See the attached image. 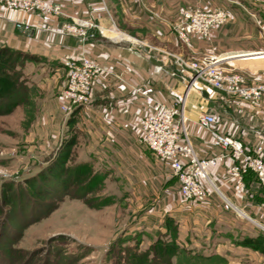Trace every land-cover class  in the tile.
Returning <instances> with one entry per match:
<instances>
[{
	"label": "crops",
	"instance_id": "1",
	"mask_svg": "<svg viewBox=\"0 0 264 264\" xmlns=\"http://www.w3.org/2000/svg\"><path fill=\"white\" fill-rule=\"evenodd\" d=\"M48 1L59 3L68 20L78 17L96 27L89 30L92 36L82 40L59 33L60 20L35 10H10L0 3V47L24 56L22 73L34 90L42 134H59L71 118L77 131L71 154L80 157L83 152L84 158L105 159L123 174L127 189L139 195L137 199H153L156 208L159 206L153 215L138 220L148 233L156 231L166 215L177 229V239L190 247L213 242L215 252L229 264L232 258L238 260L234 264L243 262V256L233 257L237 253L264 264V251L243 242L262 231L240 225L242 215L232 207L264 223V193L256 175L248 172L244 188L236 195L234 184L226 182L225 169L233 161L227 156L209 171L218 192L205 204L183 201L177 180L140 143L138 132L139 119L148 107L145 98L151 95L179 108L177 119L199 156L222 152L210 144L209 133L198 124L205 113L214 116L215 130L239 139L250 152L261 145L264 155V93L257 104L250 105L203 82L190 84V76L176 63L177 56L196 60L216 55L227 71L242 75L248 83L264 85V0ZM195 6L223 8L228 19L214 26L208 37H193L185 44L173 26L182 20L185 10ZM17 22L30 29L17 27ZM108 31L119 37L105 35ZM65 55L87 57L109 68L96 80L89 104L69 116L59 109V92L66 78L61 58ZM241 228L248 233L236 238L235 232Z\"/></svg>",
	"mask_w": 264,
	"mask_h": 264
},
{
	"label": "rangeland",
	"instance_id": "2",
	"mask_svg": "<svg viewBox=\"0 0 264 264\" xmlns=\"http://www.w3.org/2000/svg\"><path fill=\"white\" fill-rule=\"evenodd\" d=\"M11 90L5 86L4 96L0 94V264H143L135 256L160 234L163 242L177 244L180 251L166 257L170 264H229L215 252L213 242L190 247L178 240L166 215L156 231H145L138 220L153 215L159 206L153 199H137L139 195L127 189V179L105 159L84 158L83 152L77 157L70 151L63 167H76L69 175L62 172L64 145L76 141L74 125L66 122L59 134L45 137L44 127L37 125L34 97L22 89L23 102L5 107ZM86 190L90 192L84 195ZM240 215L244 217H239L240 225L247 230L264 232L256 224L264 225L262 221ZM246 229L236 230V238L248 233ZM240 256L244 258L240 264L261 263L240 253L233 257Z\"/></svg>",
	"mask_w": 264,
	"mask_h": 264
},
{
	"label": "built area",
	"instance_id": "3",
	"mask_svg": "<svg viewBox=\"0 0 264 264\" xmlns=\"http://www.w3.org/2000/svg\"><path fill=\"white\" fill-rule=\"evenodd\" d=\"M0 3L10 10H35L43 17L60 20L59 33L82 40L92 36L89 30L96 27L93 22L78 17H69L68 20L57 2L0 0ZM227 19L228 12L223 8L195 6L183 12L182 20L174 24L173 30L181 42L188 44L193 37H208L214 26L224 24ZM16 26L30 29L23 22H17ZM220 61L221 57L216 55H203L196 60L176 57V63L184 67L190 76V84L203 82L250 105L257 104L264 93V85L248 83L242 75L227 71ZM61 63L65 68L66 78L59 92V109L65 116H69L76 108L89 104L96 80L105 75L109 68L87 57L74 59L69 55L63 56ZM145 99L148 107L138 122L140 143L167 165L178 182V192L183 201L205 204L214 192H218L209 171L221 164L227 156H231L233 161L225 169V177L226 182L234 184V193L239 195L244 188V176L248 172L256 175L264 193V155L261 145L256 146L252 152L247 151L239 139L215 130L214 116L205 113L200 115L198 124L209 133L210 144L220 148L222 152L201 157L195 152L187 134L182 131V122L177 119L179 108L158 101L151 95H147ZM232 207L242 213L235 206ZM256 224L264 230L263 224Z\"/></svg>",
	"mask_w": 264,
	"mask_h": 264
},
{
	"label": "trees",
	"instance_id": "4",
	"mask_svg": "<svg viewBox=\"0 0 264 264\" xmlns=\"http://www.w3.org/2000/svg\"><path fill=\"white\" fill-rule=\"evenodd\" d=\"M23 58L24 56L17 51L11 50L9 48L0 47V85H1L0 94L2 95L4 94L3 90L5 89V86L9 87L10 90L13 89L11 90L12 95L10 96L8 100L9 102L5 106L7 107L8 110L20 105L23 102L22 101L23 100L22 89L25 91V93L27 92L29 95H31V97H34V94H33L34 90L32 87L27 85L26 79L24 78L23 73H22L21 66L24 62ZM6 65H9V66H6ZM4 69L6 70V73L4 72ZM0 106H2V104H0ZM8 110H6V112ZM75 111L76 109L72 112V114ZM70 121H71V118L70 120H68V123ZM74 143H75L74 140L73 141L70 140L69 142L66 143V145H64L66 146V152L64 153V156L62 157V163L60 162L61 163L60 166L62 167V170H63L62 172L68 173L67 175H69V173L70 174L73 173L74 167H76V166L69 167V168L63 167V162L70 155V151ZM88 192H90V190H86L84 195L87 194ZM48 210H51V208H48ZM165 221L167 224L174 225L172 220H170L168 217H167V220ZM261 233L262 234L256 236L255 238H249V237L245 238L243 242L254 249L264 251V232H261ZM162 238H163V234H160V236L157 237L155 241L152 244H150L149 247L145 251H143V253L135 257L137 258L139 257V259H142L143 264H170V262L167 261L166 257L171 258L175 255H179L180 251L177 247V244L163 242ZM151 254L153 257L150 259L149 256ZM156 258L158 260H156ZM159 258H162V260H160ZM154 260H156L157 262Z\"/></svg>",
	"mask_w": 264,
	"mask_h": 264
},
{
	"label": "bare ground",
	"instance_id": "5",
	"mask_svg": "<svg viewBox=\"0 0 264 264\" xmlns=\"http://www.w3.org/2000/svg\"><path fill=\"white\" fill-rule=\"evenodd\" d=\"M110 34H111L112 38H118L119 37V35L116 36L114 33L109 32L108 35L110 36ZM262 55L264 56V54H262Z\"/></svg>",
	"mask_w": 264,
	"mask_h": 264
}]
</instances>
